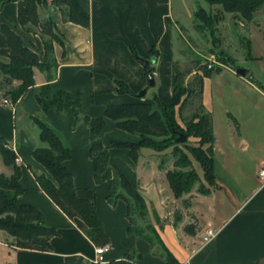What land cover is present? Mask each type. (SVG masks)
I'll list each match as a JSON object with an SVG mask.
<instances>
[{"label": "crops", "instance_id": "crops-1", "mask_svg": "<svg viewBox=\"0 0 264 264\" xmlns=\"http://www.w3.org/2000/svg\"><path fill=\"white\" fill-rule=\"evenodd\" d=\"M77 2L87 14L86 26L64 21L61 9L47 1L38 10L39 19L51 21L54 33L63 43L62 46L57 42L52 43L56 68L51 69L49 73H42L33 68L34 86L29 88L14 108L1 103L4 97L0 85V137L4 138L6 146L20 159L15 163L20 168L19 185L22 189L17 202L36 207L45 224L55 228L58 234L50 240L52 250L45 253L15 248L12 244L14 239L0 230V238L10 240L9 245L2 239L0 241V247L5 253L0 264H62L64 257L68 255L81 256L85 264L95 263L96 247L42 192L35 178V175H43L45 178L50 176L33 157L34 149L44 145L39 140L38 132H33L28 126V120L32 118L47 123L60 135L64 145L70 150V157L63 163L71 173L77 196L91 200L95 205L96 215L109 239L106 245L111 248L106 254L107 260H119L125 254H137L140 256L137 264H167L158 245L160 252L155 254L153 245L127 232L130 225L127 203L118 198L110 204L107 200L108 183H96L93 162L89 156L88 126L82 122L74 125L75 120L70 112H61L54 108L43 112L36 102L35 92L44 84H49L53 91L78 90L81 92L82 114L89 118L103 117L108 105L150 102L154 96L169 104L171 69L172 65L180 60L184 48L183 33L187 32L189 25L193 23L197 7L205 2ZM0 24L6 25L19 35L24 47L34 51L33 44L37 48L35 52L39 62H42L43 39L28 29V24L23 26L19 22L16 2L0 6ZM150 57L156 62L147 67L137 61ZM1 60L6 61V58L0 56ZM147 69H153L151 73L154 75L155 87L148 90L145 96L148 98L138 100L134 96L147 86ZM220 74L221 71L218 75ZM230 74L237 75L235 72ZM49 75L51 78H48ZM116 80L123 82L133 95L119 94ZM231 80L233 84H240L232 78ZM204 81L205 79L203 83ZM18 84V81H14L11 85ZM250 85L254 90L257 88L256 85ZM247 105L255 110L258 107V104L254 103ZM226 115L228 136L224 143L228 144L225 146L228 150L214 137V185L209 187L207 195L201 196L194 188L189 194L178 199L173 197L166 171L161 169L156 158L160 152L152 150L153 152L145 153V150L149 149L145 147L139 150L137 161L130 160L127 149L114 148L111 144L116 141L137 142L139 137L118 129L113 121L105 120L101 143L108 149L109 167L126 175L131 186L140 193L147 207L146 221L148 220L161 244L179 264H264V180L258 178L260 169H264V138L260 139V146L255 140L251 139L249 142L247 137L243 136L244 122L239 121L231 112ZM260 122L253 120L249 121L248 125H254L255 131L258 132ZM238 140L242 141L241 151L250 146L252 149L250 182L246 188L242 187L244 180L240 175L228 182L215 172L216 154L221 150L224 155L220 156H225L226 152L231 155L238 146ZM0 174L6 177L13 174V168L4 165L2 159ZM199 177L203 183L204 172L202 176L199 174ZM185 201L189 206L183 210L182 203ZM190 224L194 225L195 230L191 235L184 230V227ZM207 228L214 229L216 236L203 244L202 237Z\"/></svg>", "mask_w": 264, "mask_h": 264}, {"label": "trees", "instance_id": "trees-1", "mask_svg": "<svg viewBox=\"0 0 264 264\" xmlns=\"http://www.w3.org/2000/svg\"><path fill=\"white\" fill-rule=\"evenodd\" d=\"M17 3L18 19L23 26H30L32 32L43 39L44 59L39 62L38 54L24 47L22 38L12 32L6 25L0 24V56L6 61H0V73L8 84L18 81V86L12 92H3L4 96H10L15 105L26 94L29 88L34 86L33 68L40 72L49 73L56 68L53 59L52 43L57 42L61 46L62 40L53 31V24L49 20H40L38 10L40 6L46 4L47 0H0V6ZM211 6H219L220 14H233L241 17L247 23L252 22L255 13L264 6V0H203ZM61 9L63 20L73 22L81 26L88 24L87 14L79 6L77 0H53L51 3ZM204 10L199 7L194 14L200 17ZM199 14V15H198ZM204 21H208L206 16L201 15ZM212 31V30H211ZM212 33V32H211ZM229 59H225L230 65ZM196 62L197 67L193 71L192 82H186L188 73H181L177 63L172 65L171 74V100L169 104L163 103L158 97H153L152 101L158 104L159 108L152 110L151 103L130 102L129 104L108 105L105 108L104 116L101 118H89L82 114L81 92L78 90L53 91L49 84H44L35 92V99L38 106L44 112L50 109H57L61 112H70L74 117V125L82 122L89 128V156L93 162V176L96 183H108L109 194L107 200L110 204L118 198H122L127 203V218L130 225L127 232L146 240L152 245L150 238L144 237V232L139 230L136 217L141 221L147 218L146 203L137 189H134L129 179L118 169L109 167L108 149L101 143V134L105 126V120L114 122L115 126L127 133L139 137L137 142H113L111 147L127 149L132 161H137L138 152L142 148H149L154 152H159L171 147L175 143L178 133L186 137H193L201 145H207L206 150L200 153H192L195 161L204 172V180L209 186H213L215 175L213 172L214 158L213 146L214 135L212 129V118L204 108L202 101L203 80L218 73L219 69H207V65ZM233 67V66H231ZM153 69H147L151 73ZM189 74H191L189 72ZM48 78H51L49 75ZM117 92L119 94H132L131 90L121 82L116 80ZM196 103L193 111L185 116L186 107ZM191 107V106H190ZM180 120V122H179ZM39 127V139L44 147L35 148L33 157L48 172L50 178L43 175H35L42 192L52 201V203L71 220L76 229L81 231L95 247H104L108 244V236L103 231L100 219L96 215L93 202L77 196L73 186L71 173L64 165V161L70 157V150L64 145L60 135L45 122L32 118ZM155 139H160L158 142ZM185 142V143H186ZM159 146H157V145ZM0 155L4 165L13 168L10 177L0 175V230L7 233L14 239L13 246L17 249L40 251L49 253L51 249L50 240L58 236L57 230L47 226L43 221L42 214L36 207L21 204L17 198L22 194L19 185L21 175L20 168L15 164L16 155L6 147L4 138L0 137ZM177 156L173 167L187 170L185 173L167 172L166 178L168 186L174 198H181L189 194L194 189V185L199 182L197 173L192 168L191 161L180 159ZM182 162V163H180ZM203 190L202 193H207ZM146 230L153 236L154 241L162 249V257L167 264H179L161 244L156 231L147 224ZM187 234H194V225L184 227ZM139 255L125 254L119 260L109 261L107 264H137ZM62 264H85L79 255H68L64 257ZM99 264V263H93Z\"/></svg>", "mask_w": 264, "mask_h": 264}, {"label": "rangeland", "instance_id": "rangeland-1", "mask_svg": "<svg viewBox=\"0 0 264 264\" xmlns=\"http://www.w3.org/2000/svg\"><path fill=\"white\" fill-rule=\"evenodd\" d=\"M199 7L204 10V13L199 12L200 15H198L201 17V15L204 14L206 18H208V21H204V19L193 15V23L189 25L188 31H184L183 33L182 40L184 48L179 57L180 60L176 62L178 70L184 74L188 73L185 78L186 83L192 82L195 74L193 71L197 67L196 62L198 59L201 61L200 65H207V69L212 70V72L219 69L218 73L213 74L212 77L205 78L202 94L205 111L212 116L214 137L218 138L220 142L223 143V147L228 145L224 143L228 136L226 114L231 112L239 121L242 123L244 122V128L242 130L245 132L243 136L247 137L248 141L251 139L252 141L255 140L256 144L259 143L260 146L262 145L260 139L264 138V6L255 13L254 19L250 23H247L241 17L233 14H220L219 6L214 5L210 7L208 4L202 3L197 9ZM197 9L194 14L197 12ZM32 47L37 50L33 44ZM227 58L233 67L226 64L225 59ZM234 67L246 69L248 71L247 75L241 79L237 75L230 74V72H233L232 68ZM220 71L221 74L218 75ZM189 72L191 74H189ZM161 73H163L162 70ZM0 77V85L1 89H3L1 92L2 97L11 100V97H5L3 92H12L18 85H8V81L1 73ZM231 78L236 82L238 81L240 84H233ZM250 83L256 85L257 88L255 90L252 89ZM137 95L138 94H136L134 98L138 99ZM146 98L148 97L143 99ZM147 103H151L152 110L159 108L158 104L153 102L152 99ZM248 103L258 104V107L256 108L255 106V110L253 107H248ZM190 106L188 105L186 107L184 112L185 116L189 115L197 105L194 103ZM253 120L261 121L259 123L260 126L257 127L260 129L258 132L255 131L256 128L254 125H248V122ZM28 126L32 128L33 132L37 131L39 135V127L34 121L28 120ZM255 137L258 138H256L257 141ZM159 140L160 139H155L157 142ZM240 142L242 141L238 140V146L234 150V154L231 153V155H229L228 152H226L225 156H220L224 154L219 150V153H217L215 157L217 159L215 172L216 175L225 178L228 182H231V179H236V176L240 175L244 180L242 187L246 188L249 186L248 183L250 182L249 169L252 157V153L250 152H252V149L251 146L247 148L244 147V151H241L242 144ZM206 148L207 145H201L197 139L189 137L184 144H173L171 147L159 151L160 153L156 152L160 154H158L159 156L156 158L159 160L161 169L166 171V173L174 171L176 173H185L187 170L172 166L174 161L177 160V156L173 157V153L177 152V154L181 155L180 159H189L191 161L192 168L199 177V174L202 176L203 172L199 167L200 165L193 158L192 153L198 154L201 150H206ZM225 148L227 149V147ZM146 151L153 152L150 149H146L145 153ZM1 159L2 157L0 155V161ZM209 187L212 186H209L206 181L202 183L200 177L199 182L194 185L196 189L195 192L201 196L207 195L210 190ZM203 190H207L208 192L202 193ZM188 206L187 201L182 203L183 210H186ZM136 220L139 230L144 232V237L152 240L154 253L159 254L160 248L157 246L150 232L146 230L148 220L141 221L139 217H136ZM1 239L5 244H10L9 238L6 240L0 238V241ZM12 242H14V240ZM4 255L5 253L2 247H0V260Z\"/></svg>", "mask_w": 264, "mask_h": 264}, {"label": "built area", "instance_id": "built-area-1", "mask_svg": "<svg viewBox=\"0 0 264 264\" xmlns=\"http://www.w3.org/2000/svg\"><path fill=\"white\" fill-rule=\"evenodd\" d=\"M52 1L53 0H47V2H49V3H52ZM1 103L5 106L9 107V108H14L12 101L7 99V98H2ZM19 161H20V159L17 156L15 159V163L17 164V162H19ZM258 178L264 180V169L263 168L260 169L259 174H258ZM215 236H216V232L214 231V229L207 228L205 230L203 237H202V243L205 244V243L209 242ZM110 250H111V248L108 247L107 245L104 247H96L94 250V254H95L94 262L99 263V264H107L109 261L106 258V254Z\"/></svg>", "mask_w": 264, "mask_h": 264}, {"label": "water", "instance_id": "water-1", "mask_svg": "<svg viewBox=\"0 0 264 264\" xmlns=\"http://www.w3.org/2000/svg\"><path fill=\"white\" fill-rule=\"evenodd\" d=\"M137 61L140 62L141 65H143L144 67L150 66L155 64L156 60L153 57H150L149 59L145 60V59H137ZM232 71L235 72V74L239 75L240 77H244L247 75L248 71L246 69H239V68H232ZM148 77V82H147V86L145 88H143V90L141 92L138 93L137 98L139 100H143V98H145L148 90L152 89L155 87V79H154V75H152V73H147L146 74ZM186 142V137L185 135H183L182 133H178V137L175 139V143L176 144H184Z\"/></svg>", "mask_w": 264, "mask_h": 264}]
</instances>
